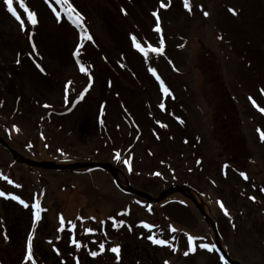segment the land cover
Listing matches in <instances>:
<instances>
[{
	"label": "rangeland",
	"instance_id": "374dc122",
	"mask_svg": "<svg viewBox=\"0 0 264 264\" xmlns=\"http://www.w3.org/2000/svg\"><path fill=\"white\" fill-rule=\"evenodd\" d=\"M188 2L0 0V264H264V0Z\"/></svg>",
	"mask_w": 264,
	"mask_h": 264
},
{
	"label": "water",
	"instance_id": "95a60500",
	"mask_svg": "<svg viewBox=\"0 0 264 264\" xmlns=\"http://www.w3.org/2000/svg\"><path fill=\"white\" fill-rule=\"evenodd\" d=\"M0 144L2 146H4L6 149H8L12 154L15 155V152L12 149H10V147L7 145V143L2 138H0ZM22 162H26V163H28L31 166L41 167L43 169H54V170H66V169H78V168H88V167L93 168V167H96V168H100V169L109 171L114 177L116 176L115 169L113 167H111V165L109 163L57 164V163L49 162V161H47V162H43V161L42 162H37V161L29 160L27 158L22 160ZM124 190L129 192V193H133L135 195H140L144 199L152 200V202H158L161 199V196L165 194L164 192H162L159 195L160 197L158 199H153L149 195H147L146 193L134 190L131 187L126 188ZM178 191H180V190H178ZM201 213H202V215H205V214H203V212H201ZM213 229H214V226H213ZM214 235H215L216 246L218 247V249H221L220 246L217 243V234H216V232L214 233ZM221 251H222L223 258L226 259V261L229 264H237L236 262L231 261V259L223 252V250H221Z\"/></svg>",
	"mask_w": 264,
	"mask_h": 264
},
{
	"label": "snow or ice",
	"instance_id": "6c2138e0",
	"mask_svg": "<svg viewBox=\"0 0 264 264\" xmlns=\"http://www.w3.org/2000/svg\"><path fill=\"white\" fill-rule=\"evenodd\" d=\"M6 3H7V5H8V7H9V9L12 10V3H13V0H6ZM161 7H164V5L162 4ZM185 7L188 8L189 11H191V6H190L188 0H185ZM13 14L15 15V11H14V10H13ZM233 14H235V13H233ZM205 15H207V13H205ZM17 18L19 19V17H17ZM29 19L31 20L32 24H35V23H36V19H35V16H34V15H30ZM156 30L159 31L160 29L157 28ZM86 38H87V39H91L90 36H88V37H86ZM152 51H156V49H152ZM160 51L162 52L163 49L161 48ZM82 70H83V69H82ZM153 74L155 75V73H153ZM163 90H164L165 93L168 92L167 88H164ZM161 107H163V105H161ZM262 138H264V133H262ZM117 158H119V153H117ZM157 175H158V174H157ZM245 179H247V177H245ZM0 195H3V193H0ZM11 198H12V199H16V197H11ZM21 203H23V202L21 201ZM220 206H221V208L223 209L224 205L221 204ZM25 207H27L26 204H25ZM37 207H39V205H37ZM227 214H228V213L225 211V215H227ZM36 218L39 219V215H38V214H37V217H36ZM61 223L63 224V218H61ZM61 230H62V229H61ZM173 231H175V229H173ZM188 239H189L190 245H192L191 250H192V251H195V239H196V238H193V237L189 236ZM73 242L75 243V241H73ZM155 242H156V243H160L159 241H155ZM77 247H79V245H77ZM202 247H206V246H203V245H202ZM214 248H215V245H213L212 247L208 248L207 250H208V251H213ZM28 249H29V256H28V258L31 259V240H29V242H28ZM101 249H103V245H101ZM112 251H113L114 253H116L117 256L119 255V248H113ZM92 255H96V253H92ZM185 255H188V253L185 252Z\"/></svg>",
	"mask_w": 264,
	"mask_h": 264
},
{
	"label": "bare ground",
	"instance_id": "6f19581e",
	"mask_svg": "<svg viewBox=\"0 0 264 264\" xmlns=\"http://www.w3.org/2000/svg\"><path fill=\"white\" fill-rule=\"evenodd\" d=\"M65 4H67V3H65Z\"/></svg>",
	"mask_w": 264,
	"mask_h": 264
}]
</instances>
